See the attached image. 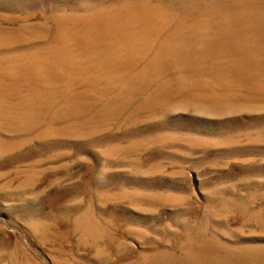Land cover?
Segmentation results:
<instances>
[{
    "label": "rangeland",
    "instance_id": "374dc122",
    "mask_svg": "<svg viewBox=\"0 0 264 264\" xmlns=\"http://www.w3.org/2000/svg\"><path fill=\"white\" fill-rule=\"evenodd\" d=\"M0 264H264V0H0Z\"/></svg>",
    "mask_w": 264,
    "mask_h": 264
}]
</instances>
